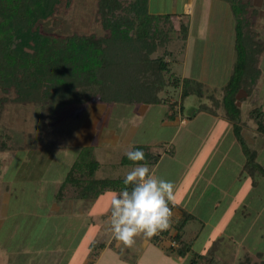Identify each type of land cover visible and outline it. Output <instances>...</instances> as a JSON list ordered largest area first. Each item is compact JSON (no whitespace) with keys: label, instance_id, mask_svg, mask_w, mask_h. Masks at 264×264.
I'll list each match as a JSON object with an SVG mask.
<instances>
[{"label":"rangeland","instance_id":"rangeland-1","mask_svg":"<svg viewBox=\"0 0 264 264\" xmlns=\"http://www.w3.org/2000/svg\"><path fill=\"white\" fill-rule=\"evenodd\" d=\"M249 1L256 10V14L251 18L252 28L256 32L257 40L264 46V0ZM213 4L217 6V9L206 7L199 13L195 12L193 23L189 18L157 21L159 29L167 35H164V44L158 45L151 56H162L170 67L169 71L163 73L167 84L158 92L165 105H152L145 114L139 116L137 112H134L136 111L134 105H113L119 107L121 113H126L129 118L125 131L135 127L134 141L138 140L139 136L145 139L151 138L153 142H156H151L153 144L150 147L151 150L159 153L164 152L169 146L173 147L175 166L170 170L172 174L180 169V163L200 157L212 159L218 156L216 151L210 149L203 141L209 129L208 123L205 122L207 120L205 114H197L193 122L181 128L174 136L173 132L177 125L170 126L162 123L168 117L167 109L171 110L173 115L178 113L183 115L186 114V107L193 104L194 111L196 109L212 110L221 116H226L222 106V96L236 59L234 18L228 2L214 0ZM182 23L186 24L185 30L180 27ZM36 27L42 33L55 35L77 32L96 33L102 36L105 33L98 19L97 3L90 0H59L53 14L39 19ZM196 29L202 32L199 33ZM190 34L192 37L185 54L186 39ZM183 60L186 61L187 72L191 74L208 71L210 76L208 79H211L214 85L191 78L199 83L201 95L194 94L190 96L191 99L189 96L182 99L180 84L182 78L186 77L183 76ZM258 67L260 74L251 92L247 94L240 89L236 94V105L241 111V124H246V127L252 130L250 133L246 132L247 138L252 141V145L246 142L248 148L255 152L258 163L264 169V134L257 130V120L250 115L254 109L264 113V49L259 55ZM175 79L179 81L177 85L174 84ZM16 96L14 88L3 91L0 87V172L6 174L4 177L12 179L8 185L12 193L5 197L0 208L4 209L7 217L10 216L6 219L7 222L13 223L14 218L12 221L10 219L15 215L19 230H23L29 226L30 219L33 217H30L27 208H34V214L37 215L40 211V220L44 219V211L38 208V202L49 200L55 194L59 196V192L64 191L61 190L59 182L70 163H76L74 159L79 158L77 166H74V173L76 177L81 174L85 182L87 173L85 163L90 156L86 152L82 153L85 157H78L82 149L79 151L76 147L77 143L71 147L70 143L74 139L71 134L73 125L78 126L82 122L89 107L99 103L82 101L58 104L43 101H18ZM108 106L111 105L108 104ZM100 124L101 122L98 126ZM65 131L67 138H62ZM206 140L211 139L207 137ZM63 142L70 146L60 145ZM124 148L121 146L109 148L110 153L107 155L111 156V160L105 158L106 161H103L104 157H101L103 168L98 175L126 177L134 167L120 164L111 166L109 165L111 162H108H113L117 158V153L122 152ZM105 152H102V149L98 151L104 154L102 156H105ZM168 160L170 159L165 158L164 164ZM148 167L151 169V166ZM245 170L251 172L250 167H245ZM251 173L255 176L257 186L251 188V178L248 175L231 180L229 192L220 204L224 214L214 220L219 221V229L205 228L200 232L199 237L194 239L193 250L204 252L206 251L204 248L212 244L213 238L218 235L223 237L221 242H216L220 244L219 249L216 247L211 252L203 254L206 256L202 261L203 264H210L209 258L213 256L217 264H263L264 173L255 168ZM216 175L221 182L224 180L222 174L216 173ZM242 203L246 204V212L245 209L239 208ZM62 220L65 222L64 218ZM191 224L195 225V222L192 221ZM37 225L38 223L35 227ZM19 235L24 237V234L19 233ZM78 240L81 242L82 239ZM20 246L25 247V245ZM258 251L263 252V256H258ZM245 255L249 257V260L243 258Z\"/></svg>","mask_w":264,"mask_h":264},{"label":"crops","instance_id":"crops-1","mask_svg":"<svg viewBox=\"0 0 264 264\" xmlns=\"http://www.w3.org/2000/svg\"><path fill=\"white\" fill-rule=\"evenodd\" d=\"M92 1L96 0H90V2ZM213 2L214 0H148V11L157 15H169L171 19L189 18L192 22L195 12L199 13L206 7L217 9ZM196 30L199 33L202 32V30ZM191 37L192 34L186 39L185 54ZM182 69L183 76L214 85L212 80L208 79L210 78L208 71L191 74L187 72L185 60L182 61ZM109 105L111 106L101 103L91 105L82 122L78 126L73 125L71 134L74 138L70 143L71 147L77 143L76 147L79 151L82 149L81 147L90 148L91 156L98 164L93 178L98 180L117 178L116 176L98 175L103 168L101 157H104L103 161L111 160V156L107 155L110 153L109 148L125 147L122 152L117 153V158L113 162L108 161L111 162L109 165L120 164L136 167V165L122 164L121 156L131 150L134 145H143L150 150L153 145L151 143L153 139H145L142 136L134 141L135 127L125 131L129 121L127 114L121 113L119 107L113 106L116 104ZM132 105L136 106L134 112H137V116L145 114L152 106L148 104ZM194 107V104L190 105L186 107V114L178 113L173 116H169L171 110L167 109L168 117L162 123L170 126L177 125L173 132L174 136L181 128L187 127L190 122H193L197 114H205L207 116L205 122L208 123L209 129L203 141L210 149L216 151L218 156L212 159L200 157L180 163V169L172 174L170 170L175 166L173 147L169 146L161 153L151 150L158 155V159L154 164L148 165L151 166L150 173L174 184L175 204H169L173 215L170 218V228L167 230V234L160 233L152 238H146L142 234L138 235L135 237L132 247H126L114 239L110 228V200L112 193H118L120 190L113 187H100L98 184L93 187H84L85 182L82 180L83 183H66L67 172L74 163L72 162L59 182L61 190L64 191H60L59 196L55 194L49 200L38 202V208L44 211L43 220H40V211H38V215L34 214V208L29 207L27 212L30 217H33L30 219L29 226L19 230L15 215L10 219L12 221L14 218L13 223L7 222L6 219L10 216L7 217L4 209L0 208V264H191L192 258L195 260L194 264H203L204 259L194 253H209L213 243L216 240L221 242L223 237L218 235L213 238L212 244L210 243V247H205L206 251L204 252L203 250L200 252L193 250L192 243L199 237L203 229L208 227L214 230L215 228L219 229V221L214 220L224 214L220 204L223 197L229 192L231 180L248 175L251 178V188L257 186V181L254 174L245 170V154L235 137L232 123L217 112L197 109L194 111ZM99 122H101L100 126H98ZM248 130L246 124H241L242 136L249 145H252L251 139H248L246 134L252 130ZM65 133L66 131L61 136L62 138H67ZM207 137L211 140H206ZM70 144L66 145L63 142L60 145L70 146ZM100 149L102 152L106 151L105 156H102L103 153H98ZM165 158L171 160L165 163L166 166ZM256 161L258 162V158ZM216 173L222 174V178H224L222 182ZM4 176L6 174L0 172L1 205L5 197L12 193L8 186L12 179ZM89 180L92 178L88 177L86 184ZM239 208L247 211L245 203H242ZM234 210L236 211V208ZM186 213L192 215V218L182 226L179 231L180 237L176 240L173 238L176 233V223L182 220ZM57 218L58 220H56ZM63 218L65 222L62 220ZM222 220L224 219L222 218ZM192 221L195 222V225L191 224ZM36 223H38L37 227H35ZM19 233L24 234V237H21ZM79 238L82 239L81 242H79ZM20 245H25V247ZM218 246L220 247V244L216 246V249H219ZM180 249L184 250V254L178 252ZM213 258L216 261L214 256Z\"/></svg>","mask_w":264,"mask_h":264},{"label":"trees","instance_id":"trees-1","mask_svg":"<svg viewBox=\"0 0 264 264\" xmlns=\"http://www.w3.org/2000/svg\"><path fill=\"white\" fill-rule=\"evenodd\" d=\"M58 1L0 0V87L3 91L14 88L18 101L163 104L164 100L158 92L167 84L163 73L169 71L170 67L162 56L152 57L151 54L158 45L164 44L167 35L159 29L157 21L168 20L169 15L150 13L148 0H96L97 15L105 31L104 35L77 32L55 35L40 32L36 27L37 21L52 15ZM224 1L229 3L234 18L236 59L224 86L222 106L245 154V167H250L251 172L255 168L264 173L256 161L255 152L248 148L241 134V111L236 105L237 92L243 89L249 94L260 74L258 58L264 46L257 40L252 28L251 18L256 10L249 0ZM180 27L185 30L186 24L182 23ZM178 82L175 79L174 84ZM198 86L199 83L190 77H183L180 84L181 98L194 94L200 96ZM250 115L257 120V130L264 134V113L254 109ZM169 116H173L172 111ZM135 149L144 152L145 159L138 162L140 164L152 165L158 159V155L146 146L134 145L131 148ZM86 152L90 158L85 163L87 173L84 187L98 184L120 191L126 187L123 183L125 177L94 179L98 164L91 156L90 148L83 147L78 157H85L82 153ZM120 162L136 165L125 154L121 156ZM76 163L67 173L66 183L83 181L81 174L76 177L74 173ZM88 177L92 180L86 184ZM190 218L192 215L186 213L176 223L173 238L179 239L180 229ZM161 234H167V230ZM216 242L219 241L213 243L209 252L216 248ZM183 251L180 249L178 252L184 254ZM194 255L203 259L206 257L198 253ZM257 255L261 257L263 252L258 251ZM243 258L249 260L246 255ZM208 262L217 264L213 257ZM194 263L192 258L191 264Z\"/></svg>","mask_w":264,"mask_h":264},{"label":"clouds","instance_id":"clouds-1","mask_svg":"<svg viewBox=\"0 0 264 264\" xmlns=\"http://www.w3.org/2000/svg\"><path fill=\"white\" fill-rule=\"evenodd\" d=\"M125 155L136 167L124 178L126 187L111 195L110 228L114 239L132 247L136 236L152 238L170 228L169 204H175V195L173 182L154 176L147 164L138 163L145 159L143 151L129 150Z\"/></svg>","mask_w":264,"mask_h":264}]
</instances>
